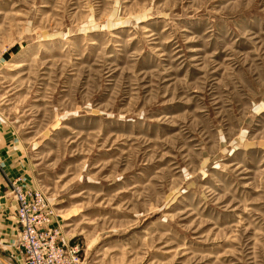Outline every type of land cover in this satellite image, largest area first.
Returning a JSON list of instances; mask_svg holds the SVG:
<instances>
[{"label": "rangeland", "instance_id": "1", "mask_svg": "<svg viewBox=\"0 0 264 264\" xmlns=\"http://www.w3.org/2000/svg\"><path fill=\"white\" fill-rule=\"evenodd\" d=\"M0 124L83 264H264V0H0Z\"/></svg>", "mask_w": 264, "mask_h": 264}, {"label": "built area", "instance_id": "2", "mask_svg": "<svg viewBox=\"0 0 264 264\" xmlns=\"http://www.w3.org/2000/svg\"><path fill=\"white\" fill-rule=\"evenodd\" d=\"M14 206L16 237L12 247L22 256V264H83L79 244L66 242L62 227L42 189L33 181L9 179L2 196Z\"/></svg>", "mask_w": 264, "mask_h": 264}, {"label": "crops", "instance_id": "3", "mask_svg": "<svg viewBox=\"0 0 264 264\" xmlns=\"http://www.w3.org/2000/svg\"><path fill=\"white\" fill-rule=\"evenodd\" d=\"M18 177L26 185L33 183L26 153L18 146L16 136L0 124V264H22L23 256L12 247L16 237L14 206L2 197L9 179Z\"/></svg>", "mask_w": 264, "mask_h": 264}]
</instances>
